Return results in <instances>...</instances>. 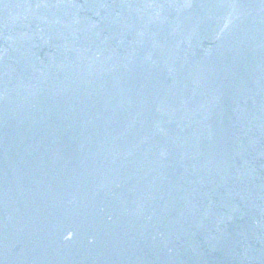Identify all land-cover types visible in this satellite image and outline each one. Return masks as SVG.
Listing matches in <instances>:
<instances>
[{"label": "water", "instance_id": "95a60500", "mask_svg": "<svg viewBox=\"0 0 264 264\" xmlns=\"http://www.w3.org/2000/svg\"><path fill=\"white\" fill-rule=\"evenodd\" d=\"M0 264H264V0H0Z\"/></svg>", "mask_w": 264, "mask_h": 264}]
</instances>
